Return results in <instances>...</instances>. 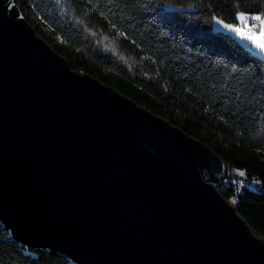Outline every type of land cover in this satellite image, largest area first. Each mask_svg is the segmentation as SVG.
Segmentation results:
<instances>
[{
    "label": "water",
    "instance_id": "95a60500",
    "mask_svg": "<svg viewBox=\"0 0 264 264\" xmlns=\"http://www.w3.org/2000/svg\"><path fill=\"white\" fill-rule=\"evenodd\" d=\"M213 149L73 70L0 0V221L75 264H264Z\"/></svg>",
    "mask_w": 264,
    "mask_h": 264
},
{
    "label": "trees",
    "instance_id": "16d2710c",
    "mask_svg": "<svg viewBox=\"0 0 264 264\" xmlns=\"http://www.w3.org/2000/svg\"><path fill=\"white\" fill-rule=\"evenodd\" d=\"M70 67L89 74L218 154L222 190L264 237V58L211 26L264 14V0H14ZM243 172L244 175H239ZM258 185V189L247 186ZM0 264H75L28 249L0 221Z\"/></svg>",
    "mask_w": 264,
    "mask_h": 264
},
{
    "label": "snow or ice",
    "instance_id": "6c2138e0",
    "mask_svg": "<svg viewBox=\"0 0 264 264\" xmlns=\"http://www.w3.org/2000/svg\"><path fill=\"white\" fill-rule=\"evenodd\" d=\"M216 24L221 25L230 33H235L237 36L244 40H250L252 45L261 53L264 54V14L248 16L243 12L237 14V20L241 22L240 25L224 23L220 19L213 17ZM255 21L257 24L248 25V21ZM258 28V31L256 29ZM239 175L243 176L244 173L240 172Z\"/></svg>",
    "mask_w": 264,
    "mask_h": 264
},
{
    "label": "rangeland",
    "instance_id": "374dc122",
    "mask_svg": "<svg viewBox=\"0 0 264 264\" xmlns=\"http://www.w3.org/2000/svg\"><path fill=\"white\" fill-rule=\"evenodd\" d=\"M258 14H260V13H254V14H252V15H258ZM246 15L251 16V14H246ZM20 16H21V15H20ZM216 18H218V17H216ZM218 19H220V18H218ZM220 20H221V19H220ZM221 21H223V20H221ZM223 22H224V21H223ZM224 23H227V22H224ZM247 23H248V25H249L250 27H251V25H253V24H257V22H255V21H251V20H249ZM229 24H231V23H229ZM240 24H241V22L238 20V23H237V24H234V25H240ZM211 26H212L215 30H219V31H221V32H223V33H225V34H227V35H231L232 37L236 38L237 41L240 42L245 48H247L249 52L254 53V54H256V55H258V56L264 58V54H261V53H260V52H259V51H258L253 45H252V43H251L250 40H244V39H241V37L237 36L235 33H230V32H228L226 29L222 28L221 25L216 24L215 21L213 20V18L211 19ZM256 31H258V28L256 29ZM222 171H223V166H222V169H221L220 173H221ZM247 186L250 187V188H252V189H258V188H259V186L256 185V184H254L253 182H250V183L247 182ZM228 202H229L232 206H234V201H233V200H230V201H228Z\"/></svg>",
    "mask_w": 264,
    "mask_h": 264
},
{
    "label": "built area",
    "instance_id": "2783aa9c",
    "mask_svg": "<svg viewBox=\"0 0 264 264\" xmlns=\"http://www.w3.org/2000/svg\"><path fill=\"white\" fill-rule=\"evenodd\" d=\"M11 4H14V0H11ZM222 173V172H221ZM221 173L218 174V180L217 182L213 183V186L215 187L216 190L219 191V193L222 195V190L226 183L228 182L227 178H224L221 176Z\"/></svg>",
    "mask_w": 264,
    "mask_h": 264
}]
</instances>
